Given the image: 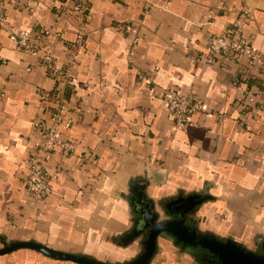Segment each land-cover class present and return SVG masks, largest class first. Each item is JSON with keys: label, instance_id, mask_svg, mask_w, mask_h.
I'll list each match as a JSON object with an SVG mask.
<instances>
[{"label": "crops", "instance_id": "1", "mask_svg": "<svg viewBox=\"0 0 264 264\" xmlns=\"http://www.w3.org/2000/svg\"><path fill=\"white\" fill-rule=\"evenodd\" d=\"M65 0H6L0 24V236L33 239L53 248L119 262L139 250L119 245L131 222L123 195L131 179H146L155 201L178 191L210 199L192 214L200 231L231 237L250 249L264 238V74L247 60L199 59L207 37L246 8L243 27L264 54V0H87L80 43L77 23L59 14ZM39 26L44 48L21 51L9 31ZM137 38L135 42H132ZM50 52L75 85L65 89L62 136L69 155L51 152L56 175L43 200L26 189L28 156L39 142L34 120L48 119L38 90L54 81L40 63ZM257 92L243 113L234 79ZM176 87L203 101L181 127L173 124L162 91ZM0 264H68L20 249ZM149 264H198L189 248L161 234Z\"/></svg>", "mask_w": 264, "mask_h": 264}, {"label": "built area", "instance_id": "2", "mask_svg": "<svg viewBox=\"0 0 264 264\" xmlns=\"http://www.w3.org/2000/svg\"><path fill=\"white\" fill-rule=\"evenodd\" d=\"M6 0H0V24L4 18V4ZM17 3V0H10ZM87 0H65L59 8V14L71 16L77 23V34L74 43L79 44L86 23ZM251 20L248 9L242 8L231 24L217 32L208 35L203 52L199 59L207 64H214L217 58L226 61L247 60L254 64L258 72L264 74V54L256 50L243 34V27ZM31 30L20 29L9 31L8 38L21 51H36L44 48L41 39L44 33L39 26ZM134 38L132 42H135ZM40 63L54 81L52 89L38 90L40 104L47 114L48 119L38 118L33 122V128L39 136V142L34 146L28 156V173L25 186L29 194L43 201L52 190V180L55 174L46 169V159L53 151L62 155H69L74 150L72 141L62 136V129L68 128L72 120L66 116L67 104L64 96L65 89L75 85L70 67L58 69L54 56L44 51L40 56ZM234 84L239 88V104L243 113L256 101L257 92L245 85L240 78L234 79ZM162 99L166 110L171 116L175 126L181 127L191 120L192 116L203 108V101L191 92L183 93L176 87H167L162 91Z\"/></svg>", "mask_w": 264, "mask_h": 264}, {"label": "water", "instance_id": "3", "mask_svg": "<svg viewBox=\"0 0 264 264\" xmlns=\"http://www.w3.org/2000/svg\"><path fill=\"white\" fill-rule=\"evenodd\" d=\"M147 182L146 179H131L128 191L123 195L130 209L131 222L117 242L119 245L134 240L139 242V250L126 260L104 261L84 253L56 249L33 239L7 241L2 236L0 255L28 249L68 264H149L156 253L158 237L168 234L176 241L207 250L218 259L217 264H264V238L260 240L261 250L258 251L247 248L234 238L197 231L194 226L186 224V214L211 198L206 184L200 192L178 191L168 199L155 201L146 193Z\"/></svg>", "mask_w": 264, "mask_h": 264}, {"label": "flooded vegetation", "instance_id": "4", "mask_svg": "<svg viewBox=\"0 0 264 264\" xmlns=\"http://www.w3.org/2000/svg\"><path fill=\"white\" fill-rule=\"evenodd\" d=\"M196 209V208H195ZM195 209L186 214V218H185V221H186V224L188 225H191V226H194L195 229L197 231H200L198 228H197V225L195 224V222L193 221V218H192V214L194 213ZM167 216V215H166ZM170 217V216H169ZM201 232H209V231H201ZM168 235V234H166ZM170 236V235H169ZM173 238V237H172ZM174 239V238H173ZM175 240V239H174ZM261 240V239H260ZM257 241L256 244L254 245V249L255 250H258L260 251L261 250V246H260V242L261 241ZM176 241V240H175ZM178 244L182 245L183 247H186V248H189L191 251H192V255L194 256V258L196 259V261L198 262V264H217L218 263V259L215 258L210 252H208L207 250L205 249H202V248H196V247H193V246H190L188 244H184L182 243L181 241H176ZM249 248V247H247ZM250 249V248H249Z\"/></svg>", "mask_w": 264, "mask_h": 264}]
</instances>
